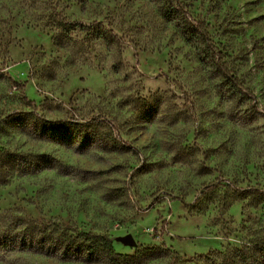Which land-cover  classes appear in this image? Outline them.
Masks as SVG:
<instances>
[{
  "label": "rangeland",
  "instance_id": "rangeland-1",
  "mask_svg": "<svg viewBox=\"0 0 264 264\" xmlns=\"http://www.w3.org/2000/svg\"><path fill=\"white\" fill-rule=\"evenodd\" d=\"M176 5L187 17L165 0H0V228L50 217L109 235L126 264H262L241 250L264 230V115L227 92L187 18L264 111V0ZM25 97L86 121L87 139L7 117ZM7 151L54 163L22 172ZM0 264L105 263L13 250Z\"/></svg>",
  "mask_w": 264,
  "mask_h": 264
},
{
  "label": "trees",
  "instance_id": "trees-1",
  "mask_svg": "<svg viewBox=\"0 0 264 264\" xmlns=\"http://www.w3.org/2000/svg\"><path fill=\"white\" fill-rule=\"evenodd\" d=\"M175 2L176 0H165L164 12L168 13L174 8L187 17V12H184L181 7L175 6ZM187 19L190 27L204 45L211 65L220 76L221 84L227 92L233 96L247 99L253 111L264 115V111L258 110L256 107L254 94L223 60L222 53L211 41L204 22L199 19ZM61 23L64 24L63 26L67 24L65 20H62ZM17 84L18 88L22 90L23 83L20 86L19 83ZM25 100L30 105V109L6 116L28 115L37 125L41 126L39 132H44V135L51 139L69 137L79 138L83 142L87 139V128L90 124L86 121L69 118H45L35 112L33 100L26 97ZM35 156L37 157L33 159L18 152L7 151L3 156V163L22 172L28 171L31 167L39 168L54 163V159L47 154L41 153L35 154ZM252 237L253 239L248 244L246 243L245 248L240 253L249 260H258L264 264V230L261 233L253 234ZM13 250L38 252L55 256L61 260H83L87 262L101 260L105 264H126L130 260V257L113 250L109 235L78 229L50 217H33L22 213L10 217L8 222L0 228V253ZM168 264H175L173 256L169 259Z\"/></svg>",
  "mask_w": 264,
  "mask_h": 264
},
{
  "label": "water",
  "instance_id": "water-1",
  "mask_svg": "<svg viewBox=\"0 0 264 264\" xmlns=\"http://www.w3.org/2000/svg\"><path fill=\"white\" fill-rule=\"evenodd\" d=\"M115 239L126 245H133L135 243L130 233L118 235Z\"/></svg>",
  "mask_w": 264,
  "mask_h": 264
}]
</instances>
